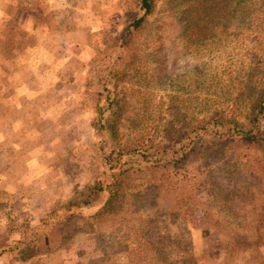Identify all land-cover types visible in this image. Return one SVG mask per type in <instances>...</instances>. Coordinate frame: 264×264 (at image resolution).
Returning a JSON list of instances; mask_svg holds the SVG:
<instances>
[{
	"label": "rangeland",
	"instance_id": "1",
	"mask_svg": "<svg viewBox=\"0 0 264 264\" xmlns=\"http://www.w3.org/2000/svg\"><path fill=\"white\" fill-rule=\"evenodd\" d=\"M133 2L0 0V264H264V144L190 151L264 84V0L233 19L225 0H156L131 35ZM120 144L139 147L122 205L69 209ZM25 220L43 236L18 261L2 250Z\"/></svg>",
	"mask_w": 264,
	"mask_h": 264
},
{
	"label": "trees",
	"instance_id": "2",
	"mask_svg": "<svg viewBox=\"0 0 264 264\" xmlns=\"http://www.w3.org/2000/svg\"><path fill=\"white\" fill-rule=\"evenodd\" d=\"M196 1L198 2V0ZM257 1L260 0H225L224 6L227 9L226 13L232 19L240 13L243 16L247 15L248 18L249 16L254 17L258 13V10L256 12L251 11ZM199 2L206 7L209 3L212 4L214 0H199ZM155 3L156 0H134L131 6L132 10L137 14L140 11L143 13L140 16L134 17L129 23L128 31L131 32V35L141 27L146 16L154 10ZM214 6L218 10L222 8L218 3ZM262 27L264 30V25ZM126 48L127 45L124 46L118 57L123 58V52ZM250 101L248 109L243 114H239L238 112V114L229 115L223 110H216L207 119H201L198 125L191 130L197 132L198 141H196L190 151L198 153L201 152V149L202 151L205 149V152L210 151V148L213 150L214 148L211 147L213 143L210 141L214 139L210 140L206 138L205 136L208 134H211L212 137H217L219 144L215 147L214 152L224 159H229L233 147L235 148L240 145L255 147L264 144V84L257 90ZM107 102L110 108V114L106 120L107 126L112 129L113 133H116L121 117L119 111L121 101L117 97H108ZM238 115L244 118H239ZM157 146L160 149H166V145L163 143H159ZM138 149L137 145L120 144L117 150H113L110 153H106L105 151L106 160L111 163L109 166L110 171L105 172L103 178L97 179L92 186L84 191V194L80 198L75 197L70 199L67 207L75 210L80 207L96 206L97 211L95 215L105 216L113 212L117 206L122 205L121 201H124L128 191L132 187L133 173L136 172V168L131 162H122L121 159L125 153ZM185 153L187 156L189 155V152L185 151ZM250 173L255 177L262 175L264 178V168L261 170V174L256 170H252ZM8 227L13 238L2 250V253H8L13 258L21 261L31 258L37 252L43 232L40 229L33 228L28 220H25L23 223L10 222Z\"/></svg>",
	"mask_w": 264,
	"mask_h": 264
},
{
	"label": "crops",
	"instance_id": "3",
	"mask_svg": "<svg viewBox=\"0 0 264 264\" xmlns=\"http://www.w3.org/2000/svg\"><path fill=\"white\" fill-rule=\"evenodd\" d=\"M4 254H8V253H4ZM8 255H10V254H8ZM11 256V255H10ZM30 259V258H29ZM18 261H20V260H18ZM24 261H27V260H24Z\"/></svg>",
	"mask_w": 264,
	"mask_h": 264
}]
</instances>
